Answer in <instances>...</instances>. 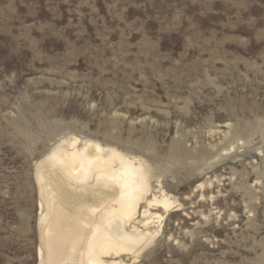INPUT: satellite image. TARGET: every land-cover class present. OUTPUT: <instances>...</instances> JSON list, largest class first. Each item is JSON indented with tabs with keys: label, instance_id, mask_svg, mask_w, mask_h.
<instances>
[{
	"label": "rangeland",
	"instance_id": "obj_1",
	"mask_svg": "<svg viewBox=\"0 0 264 264\" xmlns=\"http://www.w3.org/2000/svg\"><path fill=\"white\" fill-rule=\"evenodd\" d=\"M73 135L181 206L135 264H264V0H0V264H38L36 162Z\"/></svg>",
	"mask_w": 264,
	"mask_h": 264
},
{
	"label": "bare ground",
	"instance_id": "obj_2",
	"mask_svg": "<svg viewBox=\"0 0 264 264\" xmlns=\"http://www.w3.org/2000/svg\"><path fill=\"white\" fill-rule=\"evenodd\" d=\"M36 163L38 264H135L181 210L142 157L92 138L61 139Z\"/></svg>",
	"mask_w": 264,
	"mask_h": 264
}]
</instances>
